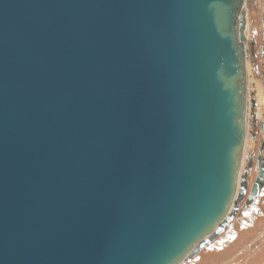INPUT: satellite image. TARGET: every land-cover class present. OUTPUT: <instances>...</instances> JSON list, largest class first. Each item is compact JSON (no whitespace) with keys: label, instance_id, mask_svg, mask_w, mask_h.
<instances>
[{"label":"water","instance_id":"obj_1","mask_svg":"<svg viewBox=\"0 0 264 264\" xmlns=\"http://www.w3.org/2000/svg\"><path fill=\"white\" fill-rule=\"evenodd\" d=\"M245 17L0 0V264H183L223 234L248 187ZM263 188L264 167L241 210Z\"/></svg>","mask_w":264,"mask_h":264},{"label":"rangeland","instance_id":"obj_2","mask_svg":"<svg viewBox=\"0 0 264 264\" xmlns=\"http://www.w3.org/2000/svg\"><path fill=\"white\" fill-rule=\"evenodd\" d=\"M246 8L244 36L246 42L248 39L249 41L253 40V45L251 46L248 42L246 47L248 54L246 62L247 89L251 87V97L256 96L258 99V92L262 98L264 96V0H246ZM257 86L260 87L258 91L256 90ZM262 98L261 100H263ZM254 108L258 118L264 119V104L261 103L260 107L255 105ZM254 108L249 109L250 121ZM263 135L254 140L249 132L248 120L246 162L240 175L241 181L243 172L247 173L245 180L248 191L246 190L247 193L245 192L240 206L247 199L257 178L254 151H258L259 140L263 139ZM248 154H250L252 166H248V163L250 164ZM183 264H264V189L252 204L244 210H241L240 207L227 229L218 239L208 244L194 258Z\"/></svg>","mask_w":264,"mask_h":264},{"label":"flooded vegetation","instance_id":"obj_3","mask_svg":"<svg viewBox=\"0 0 264 264\" xmlns=\"http://www.w3.org/2000/svg\"><path fill=\"white\" fill-rule=\"evenodd\" d=\"M248 42H250L251 46L253 45V40L252 39H250V41H248ZM252 60L254 62V55H253ZM263 77H264V75H263ZM253 98L256 99V96H253ZM249 132L251 133V135L254 138V140H257L260 135L264 134V119H259L258 118L257 111L255 110V108H254V111L252 112V115H251V121H250V117H249ZM259 142H260V146L258 148V151H254V154L256 156V161H255V168L257 170L256 174H255L256 177H257L258 173L260 172V170L264 167V135H263V139H261V141L259 140ZM248 155H249L248 158H249V162H250L251 161V157H250V154H248ZM249 165L252 166V162H250V164L248 163V166ZM247 191H246V193H247ZM243 204H244V201H243V203L241 204L240 207H242Z\"/></svg>","mask_w":264,"mask_h":264},{"label":"bare ground","instance_id":"obj_4","mask_svg":"<svg viewBox=\"0 0 264 264\" xmlns=\"http://www.w3.org/2000/svg\"><path fill=\"white\" fill-rule=\"evenodd\" d=\"M245 1V13H246V0H244ZM246 23V22H245ZM243 33H244V31H243ZM245 39H246V37H245ZM249 41V40H248ZM247 43L248 42H245V46L247 47ZM245 52H246V48H245ZM246 54H247V52H246ZM248 55V54H247ZM246 62H247V60H246ZM246 72H247V67H246ZM246 75H247V73H246ZM247 82H246V88H247ZM251 88V87H250ZM250 88L249 89H247V110H246V138H245V145H244V155H243V159H242V163H241V165H240V168H239V171H238V177H237V191H236V198H238L237 197V195L239 196L240 194H241V190H242V179H243V175H242V179H241V181H240V175H241V171H242V169H243V167H244V164H245V162H246V158H245V154H246V146H247V131H248V120H249V109H251L252 110V104H251V100L253 99L254 100V102H255V105H259V107H260V105H261V103L262 104H264V96H263V98L261 97V95L259 94V92H258V95L259 96H257L258 97V99L256 98V99H254L253 97H251L252 95H251V90H250ZM258 88H260V87H256V90L258 91ZM263 99V100H261V98ZM252 107V108H251ZM255 107V106H254ZM239 182H240V185H241V187H240V185H239ZM239 188H240V190H239ZM238 190H239V193H238ZM260 195V194H259ZM258 195V196H259ZM257 199V198H256Z\"/></svg>","mask_w":264,"mask_h":264}]
</instances>
